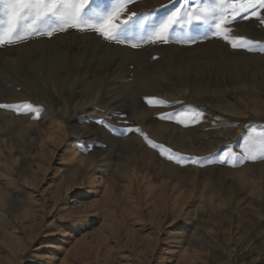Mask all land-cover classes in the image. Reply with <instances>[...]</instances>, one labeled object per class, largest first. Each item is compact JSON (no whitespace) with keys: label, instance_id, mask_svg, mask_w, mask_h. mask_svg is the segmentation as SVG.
I'll return each instance as SVG.
<instances>
[{"label":"rangeland","instance_id":"1","mask_svg":"<svg viewBox=\"0 0 264 264\" xmlns=\"http://www.w3.org/2000/svg\"><path fill=\"white\" fill-rule=\"evenodd\" d=\"M176 6L130 9L148 27ZM205 31L132 48L70 29L0 48V104L21 107L0 109V264H264V161L217 159L264 136V65L235 63L264 56V25H234L252 51L178 42ZM189 109L201 116L185 127Z\"/></svg>","mask_w":264,"mask_h":264},{"label":"snow or ice","instance_id":"2","mask_svg":"<svg viewBox=\"0 0 264 264\" xmlns=\"http://www.w3.org/2000/svg\"><path fill=\"white\" fill-rule=\"evenodd\" d=\"M134 2L135 0H111L106 9L100 10L92 7L95 0H0V48L17 46L39 37L51 39L55 34L68 32L70 29L81 33L92 32L106 41L130 44L132 48H138L145 43L168 44L177 35L178 29L199 31L206 28L208 31L198 37L182 33L187 38L178 42L194 43L197 39L213 36L229 44L232 49L252 51L258 42L237 37L234 25L250 17H255L264 25V0H178V3L177 0H169L177 6L148 27H145L147 21L138 19L139 14L131 11L130 5ZM133 27H139L142 32L135 43L128 39V33ZM261 51H264V47ZM0 109L18 113L21 111L20 106L13 108L9 104H0ZM177 115L180 118L176 122L187 127L198 122L201 113L189 109ZM160 119L171 120L174 117L162 115ZM131 131L133 129L128 128L121 134ZM135 131L152 148L159 147L160 154L166 155L167 160L178 164L185 161L184 157L154 144L140 129ZM249 145L251 147L243 155L225 153L217 159L234 167L245 161H264V136H250ZM191 163L199 164L201 161L193 159Z\"/></svg>","mask_w":264,"mask_h":264},{"label":"bare ground","instance_id":"3","mask_svg":"<svg viewBox=\"0 0 264 264\" xmlns=\"http://www.w3.org/2000/svg\"><path fill=\"white\" fill-rule=\"evenodd\" d=\"M258 39L260 42L264 43V37L263 36H258ZM238 51L240 52L241 49H239ZM221 60H222V58H220V63H221ZM247 62L244 59H238L235 63H237L240 66V68H244L247 64H250L251 66L260 67V66L264 65V56L252 57L251 59L247 60ZM147 81H148L147 76L140 75L139 80L137 82V85L140 88H144L147 84Z\"/></svg>","mask_w":264,"mask_h":264}]
</instances>
